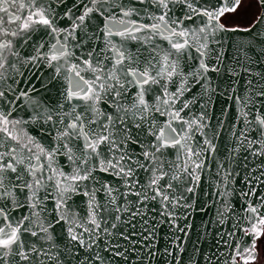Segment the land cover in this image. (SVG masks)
Returning a JSON list of instances; mask_svg holds the SVG:
<instances>
[{
    "label": "snow or ice",
    "instance_id": "1",
    "mask_svg": "<svg viewBox=\"0 0 264 264\" xmlns=\"http://www.w3.org/2000/svg\"><path fill=\"white\" fill-rule=\"evenodd\" d=\"M243 3L0 0V264L152 259L156 217L174 224L176 209L190 206L182 203L194 191L186 185L199 182L207 154L217 159L214 141L225 125L213 114L216 97L240 105L232 146L217 167V195L231 194L230 177L241 173L229 169L238 164L243 195L254 198L245 201L243 223L232 225L241 236L229 259L254 264L264 236V70L252 66L264 65V12L247 28L222 21ZM257 4L264 9V0ZM233 32L249 35L236 42ZM25 46L31 51L21 55ZM29 65L54 70L42 84L59 85L55 99L33 95L39 89L29 81L40 76L20 70ZM33 128L42 130L40 140ZM73 194L88 198L79 222L68 203ZM62 222L67 234L58 242L52 233ZM164 251L175 259L170 247Z\"/></svg>",
    "mask_w": 264,
    "mask_h": 264
},
{
    "label": "water",
    "instance_id": "2",
    "mask_svg": "<svg viewBox=\"0 0 264 264\" xmlns=\"http://www.w3.org/2000/svg\"><path fill=\"white\" fill-rule=\"evenodd\" d=\"M69 3H71V0H69ZM262 12H264V9L260 8L259 15H261ZM258 28L264 30V24L259 25ZM248 35L249 34L246 32L228 33V36L236 42L245 40ZM44 39L47 40L48 38L45 37ZM19 50L21 55H26V50L31 51V49H27V46ZM231 55L232 52L229 51L226 54V60H229ZM252 67L257 70H264V65H253ZM20 70L24 72L26 76L29 71H33L37 76H40L39 80H36L35 77H33L32 80L29 81V83L34 82L35 87L39 89V92L33 93V95L38 96L45 102L50 99H55L58 96L59 85H57V88H53L52 85L49 84L48 88L45 89L42 84V82H47L50 74L54 71L53 69L48 68L45 65H40L39 68H32V66L29 65L28 68L20 66ZM15 78L22 82L24 80V78L19 75ZM9 83H11V80ZM243 83V79H240V84L237 85L238 91L241 95H243ZM229 105H231V107H229ZM239 107L240 105L234 104L233 101L228 100L225 97L215 98L213 114L217 118L223 119L225 125L220 138L214 141L217 145V153L215 154L217 159H213V154H207L204 161L206 167L203 172L199 173V182L197 183L193 180L192 183L186 185L188 187H193L194 191L191 193L184 192V196L187 197V200L182 201V203L190 206L176 209L177 219L174 224H169L166 218H161L159 216L156 217L158 227L156 228V234L152 240L154 257L150 260H145L144 264H176L177 261L178 264H231L229 257L234 255V253L232 247H229V245L234 247L241 236L240 231L234 229L232 225L240 221L241 216L246 215L243 211V208L246 207L245 201L254 199L253 197H245L243 195V192L247 191V187H245L242 178L245 170L238 164H234L232 168L229 169L233 170L234 173H241V175L233 174V176L230 177V180L232 181L230 188L233 189L231 194L226 197L217 195V184L220 180V177L216 174L217 167L218 164L225 163L224 157L228 155V149L232 146L230 142L229 127L235 120L237 109ZM222 110L227 113L226 117L222 116ZM30 134L35 136L37 140H40L42 130L33 128L30 130ZM61 160H64V158H57L58 162ZM64 170H68L66 162ZM101 177L105 183H110L111 185L119 183L118 178L114 175H108L107 173L97 174L98 179ZM219 191H224L223 186H220ZM260 191L261 193H264V188H261ZM101 196L102 194H97V199L100 200ZM87 200V197L73 194V200L68 201V203L72 205L71 211L76 218V222H79L80 217L85 216L88 210ZM53 203L54 200L51 198L46 201L47 212H51ZM220 213H223V215L221 216ZM43 215L44 214H42V217ZM57 215H59V213H57ZM149 215L152 216L155 214L149 213ZM240 222L243 223V221ZM67 227L68 225L63 222L55 225V231L52 234L58 242L62 241L66 236ZM177 228H182L183 231H177ZM49 231L51 232L52 229ZM229 233H234V235L230 236ZM176 237H179V239H175ZM136 239L139 240V237H136ZM250 240L251 237H245L241 243H248ZM121 243L125 242L121 241ZM175 244L180 245L183 251L176 248L174 246ZM168 247L173 251L175 259L165 253L164 250ZM144 251L146 252L147 250L145 249ZM143 254L144 253L141 251L134 253L135 256L140 257H142ZM216 257H219V259H216ZM257 257L258 251L256 245L255 261ZM120 264H124V262L121 261ZM132 264H139V262L133 260ZM237 264H241L239 257H237Z\"/></svg>",
    "mask_w": 264,
    "mask_h": 264
},
{
    "label": "rangeland",
    "instance_id": "3",
    "mask_svg": "<svg viewBox=\"0 0 264 264\" xmlns=\"http://www.w3.org/2000/svg\"><path fill=\"white\" fill-rule=\"evenodd\" d=\"M257 12L255 0H244L243 6L235 12V14H226V17L222 18L224 23L229 25L236 24V20L243 23L244 19L253 18ZM234 18V19H233ZM234 20V21H233ZM245 23V22H244ZM263 239V240H262ZM262 240V241H261ZM258 257L254 264H264V236L257 242Z\"/></svg>",
    "mask_w": 264,
    "mask_h": 264
},
{
    "label": "trees",
    "instance_id": "4",
    "mask_svg": "<svg viewBox=\"0 0 264 264\" xmlns=\"http://www.w3.org/2000/svg\"><path fill=\"white\" fill-rule=\"evenodd\" d=\"M255 3H256V7H257V12L256 14L253 16V18H247V19H244V20H241L243 21V23H240L238 20L234 19L236 21V24H233V25H229L227 23H225L228 27H235V26H239V27H243V28H246L248 27L254 20L255 18L260 14V8L258 7V4H257V0H255ZM227 14H235V13H227ZM233 20V21H234ZM245 22V23H244ZM263 240V239H262ZM261 240V241H262Z\"/></svg>",
    "mask_w": 264,
    "mask_h": 264
},
{
    "label": "flooded vegetation",
    "instance_id": "5",
    "mask_svg": "<svg viewBox=\"0 0 264 264\" xmlns=\"http://www.w3.org/2000/svg\"><path fill=\"white\" fill-rule=\"evenodd\" d=\"M262 237H263V236H262ZM262 237H261V238H262Z\"/></svg>",
    "mask_w": 264,
    "mask_h": 264
}]
</instances>
